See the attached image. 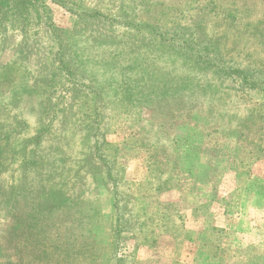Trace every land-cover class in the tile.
Listing matches in <instances>:
<instances>
[{
  "label": "rangeland",
  "instance_id": "374dc122",
  "mask_svg": "<svg viewBox=\"0 0 264 264\" xmlns=\"http://www.w3.org/2000/svg\"><path fill=\"white\" fill-rule=\"evenodd\" d=\"M53 1L45 9L71 37V54L94 92L64 82L40 91L21 68L0 75V131L25 124L9 148L42 127L50 162L73 170L66 184H51L47 196L27 202L17 196L23 158H11L2 143L0 157L10 162L0 172V264H61L58 255L75 264L107 260L109 188L96 168L70 162L83 158L79 145L96 120L95 101L104 107L109 154L115 149L120 158L129 192L132 229L118 248L125 264H264V0H63L142 26L106 31L97 24L102 43L68 34L74 15ZM189 39L191 50L183 48ZM16 49L14 38L0 64ZM199 49L210 66L196 61ZM230 66L250 69L259 89L216 74ZM53 196L73 202L66 211L53 208L45 199ZM18 211L47 230L39 237L17 231V245L8 247Z\"/></svg>",
  "mask_w": 264,
  "mask_h": 264
},
{
  "label": "trees",
  "instance_id": "16d2710c",
  "mask_svg": "<svg viewBox=\"0 0 264 264\" xmlns=\"http://www.w3.org/2000/svg\"><path fill=\"white\" fill-rule=\"evenodd\" d=\"M57 4L63 6L68 11L74 15V23L72 30L68 33L73 36L84 35L89 36L90 39L97 40L98 43L104 42L103 34L94 33L97 31V24L104 27L105 30L113 31L115 26L117 28L130 30L142 28L137 22L129 21L124 14L117 13L113 16H106L99 12H86L80 9L68 8L66 7L63 0H54ZM47 0H0V56L5 48V45L12 39L17 40V49L7 65L0 64V75H3L7 70H13L16 68H21L26 75H30L31 82L34 84L35 88L40 91H47L55 87V85L62 82L72 85L74 89L79 93L89 92L93 93V87L90 85L88 79H86L81 73L79 67L74 61V57L71 54L69 39L67 31L56 26L55 23L51 21V16L45 9V4ZM183 31V30H181ZM127 33V32H126ZM94 36V37H93ZM87 40H89L87 38ZM192 40L185 42L183 48L188 50L192 49ZM204 52L199 49L196 61L206 63L208 60V66H210V61L207 55L205 57L201 54ZM217 75H237V78L241 83L247 88L259 89V84H255L251 75H255L250 69L247 68H236L234 66L227 67L226 69H217ZM98 100V99H97ZM98 102V103H97ZM95 101L94 113L96 114V120L93 122L89 131H87L83 141L79 147L83 150V158L81 161L78 159L77 162L73 160L70 161V156L67 161L74 163L73 166L80 165L82 168H96L100 173H102L105 178L107 187L112 198V209H113V228H112V244L111 252L104 264H125V257L119 254V245L122 234L125 232H131V221L130 214L127 210V197L124 195H129L125 191V176L123 174V167H119L120 158L113 150L112 154H109L112 147L107 144L106 135V116L101 111L104 108L99 101ZM23 126L22 129H18V125ZM12 127H9L8 131H0V146L2 151L5 152L6 147L9 149V156L11 158L22 156V161L18 165V172L20 173L22 180L21 186L18 188V195L23 199L28 197L32 198V202L35 199H40L42 196H47L48 187L52 185H57L58 183L66 184L73 176L68 168L63 167L60 161L50 162L47 150V146L44 141L45 129L40 128L35 138L23 139L18 141L15 146L9 148L8 143H12L9 139L12 136H18L19 139L23 137L25 124L19 123ZM2 137V138H1ZM2 143H7V146H3ZM111 148V149H110ZM60 148H53L52 151H57ZM59 151V150H58ZM63 154V151L60 153ZM10 161L7 159H2L0 157V172L3 168L7 167ZM54 164V168L52 166ZM30 174L27 176V172ZM54 171V172H53ZM53 172V173H52ZM47 202L53 203V208L56 205L61 208L64 206V210L69 208L65 205L67 202L71 201V198H58L53 196L52 198H45ZM31 202V203H32ZM40 202V201H39ZM58 202V204L56 203ZM56 204V205H55ZM70 204V203H69ZM18 206V205H15ZM15 206L11 205L9 207H14L13 212H15ZM28 203L22 205V208H26ZM35 209L37 214L41 216L42 212L45 210L44 207L41 208L39 203ZM52 208L49 207L47 210ZM58 208V207H56ZM62 211V215L66 214ZM17 216L20 219H16L14 227L9 228V234L6 238V246L11 247L12 245H17L16 235L19 231L29 233L31 236L39 237L46 232L47 227L45 225L44 229L37 226V222H31V214L28 216L27 212L21 214L18 211ZM11 217L15 219L14 215ZM30 219V223L26 220ZM41 220L42 217H41ZM49 228V226H48ZM18 231V232H17ZM19 237V236H18ZM13 244H10V243ZM37 242V241H36ZM17 247V246H16ZM58 251H59V247ZM19 250V249H18ZM20 251V250H19ZM54 256V255H52ZM56 256V255H55ZM39 255H35V260ZM50 255L44 258H50ZM63 262L61 264H75V260L66 259L61 255H58ZM72 258V257H71ZM59 262V261H58Z\"/></svg>",
  "mask_w": 264,
  "mask_h": 264
}]
</instances>
